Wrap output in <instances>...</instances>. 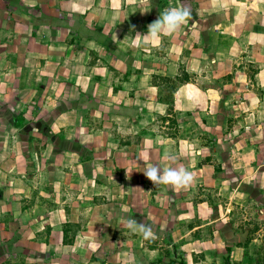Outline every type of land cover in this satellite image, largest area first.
I'll return each mask as SVG.
<instances>
[{
    "label": "crops",
    "instance_id": "crops-1",
    "mask_svg": "<svg viewBox=\"0 0 264 264\" xmlns=\"http://www.w3.org/2000/svg\"><path fill=\"white\" fill-rule=\"evenodd\" d=\"M181 2L0 0V264H264V0Z\"/></svg>",
    "mask_w": 264,
    "mask_h": 264
},
{
    "label": "clouds",
    "instance_id": "clouds-1",
    "mask_svg": "<svg viewBox=\"0 0 264 264\" xmlns=\"http://www.w3.org/2000/svg\"><path fill=\"white\" fill-rule=\"evenodd\" d=\"M185 25L193 29L198 27L197 21L192 16L189 0H183L179 6L163 9L158 19L149 24L147 34L137 33L134 39L159 41L162 36H172L178 33ZM163 158L170 162L177 159L176 155L168 151L164 153ZM143 174L156 187L165 185L182 190L189 188L194 182L193 174L183 167L167 166L162 168L159 165H147ZM122 223L130 232L140 234L144 240L155 239L152 228L144 222L129 218L122 220Z\"/></svg>",
    "mask_w": 264,
    "mask_h": 264
},
{
    "label": "rangeland",
    "instance_id": "rangeland-1",
    "mask_svg": "<svg viewBox=\"0 0 264 264\" xmlns=\"http://www.w3.org/2000/svg\"><path fill=\"white\" fill-rule=\"evenodd\" d=\"M249 257H252V256H249ZM246 261H247V259L244 260V262H246Z\"/></svg>",
    "mask_w": 264,
    "mask_h": 264
}]
</instances>
